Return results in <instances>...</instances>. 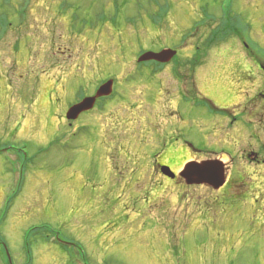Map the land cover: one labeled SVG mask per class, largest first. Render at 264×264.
Returning a JSON list of instances; mask_svg holds the SVG:
<instances>
[{
	"label": "rangeland",
	"instance_id": "obj_1",
	"mask_svg": "<svg viewBox=\"0 0 264 264\" xmlns=\"http://www.w3.org/2000/svg\"><path fill=\"white\" fill-rule=\"evenodd\" d=\"M227 1L0 0V240L13 264H70L54 233L87 264H264V113L249 129L233 111L246 57L264 59V0ZM199 24L180 78L173 61L137 64ZM111 79L113 98L67 119ZM192 159L223 164L230 184L186 185Z\"/></svg>",
	"mask_w": 264,
	"mask_h": 264
},
{
	"label": "water",
	"instance_id": "obj_2",
	"mask_svg": "<svg viewBox=\"0 0 264 264\" xmlns=\"http://www.w3.org/2000/svg\"><path fill=\"white\" fill-rule=\"evenodd\" d=\"M176 54L177 52L171 49H165L159 53L147 52L142 55L139 62L156 61L165 64L169 63ZM112 87L113 81H109L99 89L95 97L86 98L82 102L72 106L67 113V119L76 120L82 113L92 110L98 98L109 96L112 93ZM163 173L171 178L174 177L169 167H164ZM181 176L186 180L188 185L208 184L215 189L221 188L226 181L225 167L217 161H208L202 164L190 163L185 167Z\"/></svg>",
	"mask_w": 264,
	"mask_h": 264
},
{
	"label": "flooded vegetation",
	"instance_id": "obj_3",
	"mask_svg": "<svg viewBox=\"0 0 264 264\" xmlns=\"http://www.w3.org/2000/svg\"><path fill=\"white\" fill-rule=\"evenodd\" d=\"M252 58H254V57H252ZM246 59H247L246 60L247 66L250 67V70H249L250 75H246L245 71L241 72V76H240L239 81H240L241 85H244V88L241 90V93H240V96H241L240 102L238 103L235 110L233 108L232 109H233V111L238 112L242 116V121L244 122V124L249 129H252L251 126H253V125L255 126L256 124H258L257 119L260 118L261 113H264V59L255 58L254 60H252L251 56H247ZM247 84L250 86V88L246 86ZM178 92H179L178 96L180 98V96H181L180 89L178 90ZM94 95H95V93H94ZM88 96H93V95H86L85 97H88ZM106 99L107 98H101V99L97 100L96 106L92 111L96 110L98 108L99 103L103 100H106ZM230 107H233V106H230ZM92 111H90V112H92ZM90 112H86L85 114H82V116L89 114ZM229 113H230V111H229ZM256 130L257 129H255L253 132H256ZM252 138L256 139V143H259L262 140L259 136H255V135H253ZM185 144L187 145V147H189V150H194L197 153H201L199 150H197L190 143L186 142ZM256 154H258V152ZM259 154H260V151H259ZM154 156L157 157L158 155H154ZM206 161H211V160L197 161V160L192 159V160H189L186 163H184V167L187 163H192V162L204 163ZM165 166H168L170 168L171 172L174 173L173 178L163 174L167 179L174 180V179L178 178L177 173L173 170L172 167H170L167 164L166 165H164V164L159 165V167H161V169H162V173H163V168ZM229 184H230V178L227 179V175H226V184L225 185H229ZM74 247L75 246H73V248Z\"/></svg>",
	"mask_w": 264,
	"mask_h": 264
},
{
	"label": "trees",
	"instance_id": "obj_4",
	"mask_svg": "<svg viewBox=\"0 0 264 264\" xmlns=\"http://www.w3.org/2000/svg\"><path fill=\"white\" fill-rule=\"evenodd\" d=\"M222 2V1H221ZM232 1L231 0H228L227 1V3L225 4V6H224V9H230V3H231ZM231 11H232V9H231ZM227 12V11H226ZM232 13V12H231ZM230 13V14H231ZM222 14H224V13H222ZM165 15V13L162 15V16H164ZM224 16V18H226V19H228L225 15H223ZM169 17V14H168V16H167V18ZM212 19H214V17H208L207 18V21H206V23L207 22H209V21H212ZM168 20V19H167ZM166 20V21H167ZM166 21H163V22H165L166 23ZM162 23V22H161ZM160 23V24H161ZM162 25V24H161ZM161 25H159V26H161ZM204 25V24H203ZM203 25H196V26H192L189 30H190V32H189V34L186 36L185 35V37L182 39V41H181V43L178 45V46H176V48H180V49H182V47H184L186 44H187V42H188V40H190L192 37H195L196 36V34L198 33H200L202 30H200L202 27H203ZM159 29H162V26L159 28ZM222 35H224V33H222ZM215 37H213V39H214ZM193 39V38H192ZM212 38H211V40H213ZM161 39L160 38H158V41H160ZM211 40H210V38H209V40H208V42H211ZM156 41H154V43H155ZM213 42H215V41H213ZM219 42H221V43H223V42H225V37H220V38H218L217 37V41H216V43H219ZM184 43V44H183ZM181 44H183V46L182 47H180V45ZM163 48H165V47H160L159 49H155V48H152L153 50H156V51H158V50H161V49H163ZM193 48H194V50H193V59L194 60H196V59H198V57H200L201 55H202V52H203V49H202V47L200 46V44L199 43H195V44H193ZM141 52L142 51H145V50H143V49H141L140 50ZM173 65L175 66V68H174V72L173 73H175V75L177 76V77H181V75L179 74V69L182 67V65H181V61H179V59H178V56L173 60ZM180 80V79H179Z\"/></svg>",
	"mask_w": 264,
	"mask_h": 264
}]
</instances>
